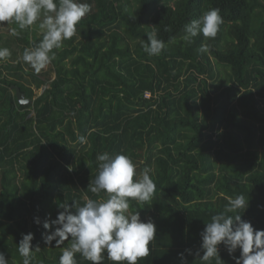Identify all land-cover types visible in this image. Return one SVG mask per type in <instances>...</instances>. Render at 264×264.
Returning a JSON list of instances; mask_svg holds the SVG:
<instances>
[{
  "label": "trees",
  "instance_id": "1",
  "mask_svg": "<svg viewBox=\"0 0 264 264\" xmlns=\"http://www.w3.org/2000/svg\"><path fill=\"white\" fill-rule=\"evenodd\" d=\"M80 2L90 13L40 72L22 60L42 39L38 24L19 37L10 35L15 25L0 26V48L11 51L0 60V252L8 264H22L17 245L29 232L40 247L32 264H59L69 242L46 246L34 218L42 224L60 203L98 199L88 185L105 152L130 157L137 177L150 168L156 184L150 202L130 204L156 226L138 264H182L178 253L204 264L203 252L195 255L200 233L228 197L249 198L241 218L264 230V0ZM212 8L224 21L216 37L185 41V25ZM153 31L165 43L158 56L141 47ZM202 44L210 50L200 52ZM13 87L32 102L19 104Z\"/></svg>",
  "mask_w": 264,
  "mask_h": 264
},
{
  "label": "clouds",
  "instance_id": "2",
  "mask_svg": "<svg viewBox=\"0 0 264 264\" xmlns=\"http://www.w3.org/2000/svg\"><path fill=\"white\" fill-rule=\"evenodd\" d=\"M91 11V5L80 0H0V26L15 25L10 35L19 37L23 30L38 24L42 39L32 47L25 48L22 60L40 72L55 59L54 49H59L66 40L76 35L77 24ZM219 9L204 12L201 18L185 25L183 39L189 43L198 35L215 38L223 24ZM143 51L149 56H158L165 48L163 40L155 31L141 40ZM209 46L202 44L199 51L208 52ZM11 56L8 48H0V60ZM86 142L80 137V143ZM98 174L88 185V190L99 197L93 199L85 195L83 206L75 202L69 206L60 203L54 220L46 218L41 224L38 217L34 224L42 226L43 243L48 247L62 248L59 264H77L79 254L91 264H103L107 257L113 264H138L150 255L149 245L155 239L156 226L149 219L143 222L139 211H131L132 201L148 203L156 190L150 176L151 169L145 167L137 177L136 166L124 154L109 155L107 152L96 156ZM104 195L101 196L100 194ZM249 207V198L243 194L228 197L227 205L219 214L211 216L200 233V248L195 252L204 264H224L220 259L218 246L223 245L234 264H264V230H255L241 214ZM72 208L75 211H72ZM17 245L22 264H32L33 252L40 251L39 245H32L34 233L21 234ZM53 241L55 244L53 245ZM240 250L239 257L233 254ZM193 254L191 249L185 250ZM106 254V257H105ZM182 264H186L184 253H178ZM0 264H8L4 252H0Z\"/></svg>",
  "mask_w": 264,
  "mask_h": 264
},
{
  "label": "water",
  "instance_id": "3",
  "mask_svg": "<svg viewBox=\"0 0 264 264\" xmlns=\"http://www.w3.org/2000/svg\"><path fill=\"white\" fill-rule=\"evenodd\" d=\"M16 95L17 102L21 105L29 104L32 101L30 99H26L25 95L20 92V90L17 87H13Z\"/></svg>",
  "mask_w": 264,
  "mask_h": 264
},
{
  "label": "rangeland",
  "instance_id": "4",
  "mask_svg": "<svg viewBox=\"0 0 264 264\" xmlns=\"http://www.w3.org/2000/svg\"><path fill=\"white\" fill-rule=\"evenodd\" d=\"M41 31V30H40ZM6 34H8V33H6ZM259 105H261V103H258Z\"/></svg>",
  "mask_w": 264,
  "mask_h": 264
}]
</instances>
